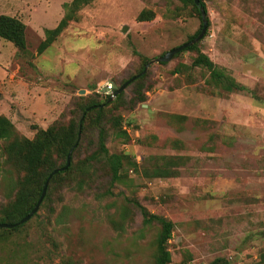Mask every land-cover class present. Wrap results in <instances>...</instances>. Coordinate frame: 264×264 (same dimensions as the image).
Segmentation results:
<instances>
[{"label": "rangeland", "instance_id": "obj_1", "mask_svg": "<svg viewBox=\"0 0 264 264\" xmlns=\"http://www.w3.org/2000/svg\"><path fill=\"white\" fill-rule=\"evenodd\" d=\"M73 1L0 0V16L29 26L22 51L0 39V116L22 138L78 121L81 97L100 100L105 85L122 87L202 26L183 0H93L40 55L45 30ZM202 1L209 27L199 50L264 97V0ZM144 11L153 19L139 22ZM196 56L152 64L140 84L145 103L132 108L139 89L129 86L123 102L106 109L107 148L125 156L114 185L107 168L87 161L97 150L87 121L73 175L51 184L22 230L0 232V264H154L159 227L144 226L134 202L174 223L171 264H264V104L249 92L217 90L206 70L192 67ZM119 126L129 140L117 137ZM8 144L0 142V217L25 175L8 163ZM158 157L180 164L178 176L146 178Z\"/></svg>", "mask_w": 264, "mask_h": 264}, {"label": "trees", "instance_id": "obj_2", "mask_svg": "<svg viewBox=\"0 0 264 264\" xmlns=\"http://www.w3.org/2000/svg\"><path fill=\"white\" fill-rule=\"evenodd\" d=\"M92 1L93 0H74L71 5H65L66 13L58 26L55 29L45 30L46 39L39 47L40 55L43 54L65 31L69 23L74 19L76 12L83 6L90 4ZM183 1L184 3L190 4L202 20L200 9L195 1ZM200 4L205 8L207 13V8L202 0H200ZM151 14L152 13L145 11L142 12L138 17V21L146 22L152 20L153 15ZM202 29L203 21L201 29L196 35L191 37L188 42L198 37L202 32ZM26 31L27 26L19 19L6 15L0 16V39L11 43L20 51L26 48ZM183 52H195L197 54L193 60L192 67L206 70L210 74V84H212L217 90L228 93L249 92L256 101L264 104V97L255 94L253 91L236 83L234 79L227 76L225 71L217 67L209 56L199 50V44ZM161 65L166 64L162 63ZM144 70L145 69L143 68L137 76H133L124 82L125 84L133 78L138 77L136 81L130 85L136 86L139 89L138 95H136L135 99L131 102L133 105L132 108L138 104L146 102V93H141L142 87L140 86V84L146 79V75H143ZM99 96H101L99 97L100 100L93 97H81L78 103L80 113L78 121H72L67 127L55 123L46 130L41 129L37 132L34 140L20 137L10 119L6 116H0V142L9 143L7 147L8 163L13 164L15 162V164L22 168L21 170H23L25 174L15 200L2 209L0 224H18L31 214L41 198L43 189L51 174L56 170L66 167L70 151L73 150V158L74 153L80 148L82 134L88 130L87 121L91 122L93 127L97 130V150L87 161L94 162V164H101L103 165V168H107L111 176L112 185L120 182L122 171L125 166V156L111 154L107 148L109 130L106 126V109L110 105L116 107L120 105V103L123 102L125 94L122 93L116 97L113 104H109L110 98H104L103 95ZM116 128L117 137L129 140L127 131H124L121 126ZM179 166L180 164H177L171 157H158L153 160L152 164L144 168V176L150 179L177 177L179 174L177 168ZM72 167L71 159L69 169L67 171L59 172L51 179L43 203L49 198L51 184L56 183L60 185L73 175ZM134 167H136L135 169L139 168L137 165H134ZM81 184L82 181L79 185ZM134 206L140 211L143 217L144 226L159 227V233L156 239L154 264H171L172 255L168 249V245L173 236L174 223L165 217L151 214L138 202H134ZM37 214L34 217H36ZM27 223L14 229L0 228V232L2 234L10 235L22 230ZM210 264L231 263L227 259L218 258Z\"/></svg>", "mask_w": 264, "mask_h": 264}, {"label": "water", "instance_id": "obj_3", "mask_svg": "<svg viewBox=\"0 0 264 264\" xmlns=\"http://www.w3.org/2000/svg\"><path fill=\"white\" fill-rule=\"evenodd\" d=\"M196 5L199 7L200 9V12H201V15H202V21H203V29H202V32L200 33V35L198 37H196L194 40L176 48V49H173L169 52H167L166 54H164L162 57L156 59L155 61H152L150 62L149 64H147L144 72H143V75H145L150 66L154 63H163V64H166V63H170L178 54L182 53L183 51L199 44L206 36L207 34V31H208V27H209V21L207 19V13H206V10L205 8L200 4V0H194ZM126 29L123 31L125 33ZM138 77H135L133 78L132 80L128 81L127 83H125L122 87H120L119 89H117L115 92H114V97L110 99L109 101V104H111L116 97H118L119 95H121L122 93L125 92V90L133 83L136 81ZM79 141H80V138H79ZM72 154H73V150L70 151L69 155H68V159H67V165L66 167L60 169V170H56L54 171L51 176L49 177L48 181L46 182V185L43 189V193L41 195V198L39 199L36 207L34 208V210L31 212V214L29 216H27L26 218H24L20 223L18 224H14V225H10V224H0V228L1 229H14L20 225H24L25 223H27L28 221H30L40 210L41 206H42V203L47 195V191H48V186H49V183L51 181V179L57 175L59 172H63V171H67L71 165V159H72Z\"/></svg>", "mask_w": 264, "mask_h": 264}, {"label": "built area", "instance_id": "obj_4", "mask_svg": "<svg viewBox=\"0 0 264 264\" xmlns=\"http://www.w3.org/2000/svg\"><path fill=\"white\" fill-rule=\"evenodd\" d=\"M114 87L111 84H107L104 86L103 89H100L99 91H97V94H101L103 95L104 98H113L114 97ZM138 160H140L138 158Z\"/></svg>", "mask_w": 264, "mask_h": 264}, {"label": "crops", "instance_id": "obj_5", "mask_svg": "<svg viewBox=\"0 0 264 264\" xmlns=\"http://www.w3.org/2000/svg\"><path fill=\"white\" fill-rule=\"evenodd\" d=\"M27 26H28V23H27ZM29 27V26H28Z\"/></svg>", "mask_w": 264, "mask_h": 264}]
</instances>
